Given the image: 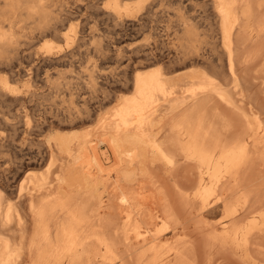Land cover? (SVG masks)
I'll return each mask as SVG.
<instances>
[{
    "label": "bare ground",
    "instance_id": "bare-ground-1",
    "mask_svg": "<svg viewBox=\"0 0 264 264\" xmlns=\"http://www.w3.org/2000/svg\"><path fill=\"white\" fill-rule=\"evenodd\" d=\"M72 1L78 0H0V37H4L0 40V65L6 61L4 55L13 50L11 37L17 39L18 49L45 42L34 56L49 66L88 52L89 47L83 48L100 32V26L93 23L87 28L89 24L81 23L63 31V23L70 16L66 5ZM123 3L114 2L104 11L105 20L123 30L138 27L143 16L156 22L162 19L164 40L159 37L151 45L118 49L110 57L105 49L92 46L103 61L115 64V80L107 81V76L95 71L62 78L59 72L45 70L40 74L35 70L34 79L30 77L20 90L6 74L0 77V98L7 97L20 106V113L24 110L22 102L36 94L35 88H47L54 95L51 106L56 108L49 109L55 123L42 115L32 123L26 120L28 135L36 128L43 140L28 154L24 167L16 168L11 157L0 156V264H197L195 250H190L195 241H191L192 236L187 239L186 235L190 241L181 250L170 248L168 239L163 238L167 231L179 230L182 221L179 225L177 219L181 215L178 217L175 210L185 209L166 206L173 208L174 213L170 212L178 218L164 212L163 193H172L180 206L186 204L184 214L204 225L210 209L216 204L225 207L242 193L243 182L252 170L245 167L248 150L251 146L259 148L264 135L256 104L246 94L245 74L242 77L244 66V70L248 66L245 62L249 64L245 53L255 50L248 48L259 43L264 47V0H203L199 7L183 5V0ZM157 4L162 8L154 9ZM254 54L246 56L252 61ZM117 87L129 94L113 98L110 95L118 91ZM112 102L115 105L110 110L101 112ZM230 115L231 124L236 120L242 124L234 123L242 130L235 135L239 130L234 129L233 138L222 124L229 125ZM3 116L0 113V124L9 126ZM217 116H226L228 122L222 118L219 127L229 139L224 132V136L217 133L218 120H212ZM88 123L94 125L89 126L92 130L77 131ZM7 136L0 140V152L16 137ZM28 167L40 171L30 175ZM155 169L157 175L161 170L164 176L178 173L179 177L173 175L178 178L175 180H183L174 181L173 191H165L172 184L165 185L167 179L161 188L160 183L154 184ZM151 174L155 176L153 183L149 180L154 184L152 191L146 189ZM142 177L144 182L148 177L145 184L139 181ZM154 188L161 193L154 195ZM169 195L166 200L172 203L174 198ZM234 211L235 207L225 212L222 223L214 225L215 232L206 231L204 238L216 241L238 264H260L250 238L256 226L243 227L235 222L233 227ZM258 229L264 232V219ZM201 264L212 263L205 260Z\"/></svg>",
    "mask_w": 264,
    "mask_h": 264
},
{
    "label": "rangeland",
    "instance_id": "rangeland-1",
    "mask_svg": "<svg viewBox=\"0 0 264 264\" xmlns=\"http://www.w3.org/2000/svg\"><path fill=\"white\" fill-rule=\"evenodd\" d=\"M81 1H83V2H81ZM119 1H121V3L122 2H124L123 4H134V2H136L137 0H119ZM118 0L116 1V0H78V1H76V2H74V1H72V2H70V3H68L67 5H66V9L68 10V12H69V14H70V16H68V21H65L64 23H66V24H64L63 23V26L64 27H62L63 28V31H65V32H67V31H69L72 27L71 26H78V25H80L81 23H85V24H89L88 26H87V28L88 27H90V26H92V24L93 23H99L98 24V27H99V31L100 32H98V34L97 33H95L96 35H94L93 37H92V39H91V41L93 42H91L90 44L87 42V44H86V47H84L83 48V50H85V49H88V47H89V51L88 52H83L82 51V53L80 54V53H78V54H74V55H71L70 57H68V59H67V57L62 61V63L60 62V63H52L50 66L47 64V63H45V62H42L41 61V58H39L38 56L37 57H35L34 55H35V52L36 51H38V49H39V47H41V45L43 46L44 44H45V42H40V43H35L34 45H27V46H22V48H20V49H18L17 48V46H16V38L15 37H11L10 39H9V45L10 46H12V47H10V49H13L10 53H8V54H5L4 55V57L6 58V61L4 62V64L3 65H0V77H3V76H5V74H6V76H9L10 77V81H11V83L13 84V86L15 87V88H19L20 90H23V88H22V86H23V84L26 82V81H29V79H30V77H31V79H34V74L36 73V71L35 70H38V72L41 74V72L43 71H45V70H48V71H55V72H59V74L61 75V77L62 78H71V77H77V76H80V75H85V74H87L88 72H90V71H95V72H98L97 74H99V75H105V77L107 76V81H110V78L111 79H116V76H115V74H118V71L116 70V66H115V64L111 61H109V60H102L101 59V57L99 56V54H97V53H95L94 52V50H93V48H92V46H94V47H99V48H101V50H104L105 49V51H104V53L108 56V57H110L112 54H113V51H115V50H129V49H132L133 47H135V46H138V45H151V44H153L155 41H157V40H159V37H160V39L161 40H164V37H163V34H164V32H163V30H164V27H163V22L162 23H160L161 21H162V19L160 20H157V22L154 20V19H147L145 16H143V18H142V21H141V24L140 25H138V27L136 26V27H134V28H132V29H130V28H124L123 30L121 29V28H119V27H113L111 24H110V22L109 21H107V20H105V17H103V12L104 11H106V10H109L110 9V6L111 5H113V3L114 2H118L119 4H121L120 2H119ZM131 1V2H130ZM192 1V2H191ZM196 1L197 0H187V2L185 1V0H183V5H188V6H197V7H199V6H201L202 5V1L203 0H198L197 1V3H196ZM81 2V3H80ZM188 2H190V4H188ZM96 4H98V5H96ZM159 4H157V6H158ZM77 6V7H76ZM91 6V7H90ZM94 6V7H93ZM156 6V7H157ZM161 6V4L157 7V8H154V9H161L162 8V6ZM68 7V8H67ZM73 7V8H72ZM90 7V8H89ZM95 10V11H94ZM71 11H72V13H71ZM75 11V12H74ZM79 13H78V12ZM90 11L91 12H93V13H90ZM89 12V13H88ZM102 12V13H101ZM82 13V14H81ZM90 14V15H89ZM96 14V15H95ZM98 14V15H97ZM161 14H159V16H160ZM85 16V17H84ZM96 16V17H95ZM93 17V18H92ZM70 18V19H69ZM104 18V19H103ZM96 19V20H95ZM90 21V22H89ZM98 21V22H97ZM147 21V22H146ZM88 22V23H87ZM107 22V23H106ZM146 22V23H145ZM149 22H150V24H149ZM104 23V24H103ZM146 24V25H145ZM103 25V26H102ZM105 25V26H104ZM144 27V28H143ZM152 27V28H151ZM66 28V29H65ZM120 29V30H119ZM126 29V30H125ZM101 33H102V35H101ZM18 34H19V32H18ZM101 35L100 37L98 36V35ZM104 34V35H103ZM18 36V35H17ZM96 37V38H95ZM3 38L4 37H0V40H2L3 41ZM18 38V37H17ZM94 38V39H93ZM100 38H102V39H100ZM102 43H100L99 45L97 44V43H99L98 42V40ZM95 40V41H94ZM89 41V40H88ZM121 41V42H120ZM97 42V43H96ZM107 42H110V44L109 43H107ZM106 43L108 44V45H106ZM89 44V45H88ZM263 44H264V42H263ZM90 45H91V47H90ZM106 45V46H105ZM54 46H56V45H54ZM103 46V47H102ZM110 46V47H109ZM264 46V45H263ZM111 47H112V49H111ZM119 47V48H118ZM259 47H262V44L261 43H259L258 44V47L257 46H252L251 48H248V49H250V50H253V49H255V50H253V52L255 51V54L252 52V54H254L253 56H254V59H253V57H252V61H250V59L251 58H249V57H247V56H252V54H251V52L249 53L248 51H246L247 53H245V61H248L249 62V64H247V62H245V64L246 65H251L250 67H246V70H244L245 69V66H244V69H243V73H242V77L244 76V74H245V78L243 77V79H244V81L246 80V84L248 83V85H247V90H246V94L249 96V99L253 102V105L254 104H256V105H254V107L258 110V112H259V116H260V119H261V121H262V124H263V126H264V82H262L263 80H264V72H262V70H260V68L262 69L263 67L261 66L262 65V62H264V54H263V51L264 50H262V48L264 49V47H262L261 49H260V51L262 52V54H260L259 53ZM30 48V49H29ZM35 48V49H34ZM90 48H92L91 49V51H90ZM116 48V49H115ZM25 49V50H24ZM247 49V50H248ZM256 49L258 50V52L256 51ZM15 50H17V51H15ZM112 50V51H111ZM249 50V51H250ZM29 51V52H28ZM90 52V53H89ZM27 53V54H26ZM251 54V55H249V54ZM16 54V55H15ZM259 54V55H258ZM22 55V56H21ZM26 55V56H25ZM247 55V56H246ZM255 55H257V56H259V57H256ZM11 57V58H10ZM18 57V58H17ZM30 60H29V59ZM70 58V59H69ZM258 58H261V60L262 61H260V59H258ZM16 59V60H15ZM33 59V60H32ZM247 59V60H246ZM256 59V60H255ZM257 59H258V61H260V62H258L257 61ZM67 60V61H66ZM256 62H255V61ZM26 61V62H25ZM72 61V62H71ZM109 61V62H108ZM254 61V62H253ZM65 62H67V63H65ZM69 62V63H68ZM250 62H252V63H250ZM43 63V64H42ZM44 63H45V65H44ZM72 63V64H71ZM65 64V65H64ZM68 64V65H67ZM255 64V65H254ZM259 64V65H258ZM264 64V63H263ZM56 66V67H55ZM59 66V67H58ZM61 66H62V68H61ZM69 66V67H68ZM5 67V68H4ZM39 67V68H38ZM45 67H47V68H45ZM36 68V69H35ZM38 68V69H37ZM50 68V69H49ZM60 68V69H59ZM249 68V69H248ZM7 69V70H6ZM57 69V70H56ZM60 71H59V70ZM62 70V71H61ZM246 71V72H245ZM255 71V72H254ZM263 71H264V68H263ZM22 72V73H21ZM8 73V74H7ZM25 73V74H24ZM34 73V74H33ZM260 73V74H259ZM72 74V75H71ZM263 74V75H262ZM20 75V76H19ZM71 75V76H70ZM25 76V77H24ZM67 76H69V77H67ZM113 76V77H112ZM11 77H13V78H11ZM104 77V78H105ZM23 78V79H22ZM103 78V77H102ZM103 78V79H104ZM109 79V80H108ZM256 80V81H255ZM261 80V81H260ZM113 81V80H112ZM261 83V84H260ZM34 84V83H33ZM115 89H117L118 90V87L117 88H115ZM122 90V88H120L117 92L115 91V90H113V92H114V94L113 95H110V96H112L113 98H115L116 96V98H119V97H122V96H124V94H129V93H124V91H121ZM35 91H36V94L34 95L35 96V98H34V100H33V97L34 96H32L31 98L29 97V98H26V99H24V101L22 102V104H23V106H24V110H23V114L22 113H20V111H21V109H20V106H18L17 104H15V103H13V102H11V100L9 99V98H7V97H3V98H0V113H2V115H5V117L3 116V118H5V119H7L8 121V124H10L9 126H4V125H1L0 124V140H4L5 138H6V136L8 135H10V138H11V135L13 136V137H15V138H13V141L11 142V139H10V144H8L7 145V147H5V148H3V149H1L2 151L0 152V156L2 157V158H12V160H13V162H15V167L16 168H19V166H23V163H24V165H26L27 164V160L26 159H28V154H30L31 152H33V151H35L38 147H39V141H41V140H43V137L41 136L40 137V135H38V133L36 132V130H34V129H36V128H33V129H31L32 131L31 132H34V134H32L31 133V135H28V133H27V128H26V120H29L30 122L33 120V122H35V120H37V119H39V117H41V115L42 116H45V118L47 117V120L48 121H50V119H52L51 120V122H54L55 123V121H56V119L54 118V115L53 114H50V112L51 113H53L51 110H49L50 109V107H52L51 105H53L54 106V103H53V101H54V95H51V93L50 92H48V89L46 88H42V90L40 89V88H35ZM47 92V93H46ZM119 92H121V93H119ZM42 93V95H40ZM123 93V95H121ZM118 94L120 95V96H118ZM45 95V96H44ZM48 95V96H47ZM37 98V99H36ZM38 98H40V99H38ZM7 99V100H6ZM30 99H31V101H30ZM5 100V101H4ZM10 101V102H9ZM33 101V102H32ZM50 101V102H49ZM4 102V103H3ZM7 102H8V104H7ZM35 102V103H34ZM2 103H3V105L5 106V108H4V106L2 105ZM11 103H12V105H11ZM29 103V104H28ZM35 105H34V104ZM29 106H28V105ZM114 104V102H112L111 104L109 103L108 105L106 104L105 106H104V108H102V110H101V112H107L106 110H110V107L112 106ZM2 105V106H1ZM34 105V106H33ZM37 105V106H36ZM39 105V106H38ZM49 105V106H48ZM115 105V104H114ZM113 105V106H114ZM47 106H48V108H47ZM112 106V107H113ZM12 107V108H11ZM19 108V110H17V109H15V108ZM28 107V108H27ZM111 107V108H112ZM7 108V109H6ZM57 108H61V106H57ZM106 108V109H105ZM4 109V110H3ZM35 109V110H34ZM51 109H56L55 107H52ZM104 109V110H103ZM10 110V111H9ZM13 110V111H12ZM16 110V111H15ZM33 110H34V112H33ZM47 110H48V112H47ZM11 112V114L9 113V112ZM32 111V112H31ZM38 113H37V112ZM41 111V112H40ZM46 111V112H45ZM4 113V114H3ZM9 113V114H8ZM32 113V114H31ZM35 113V114H34ZM30 114V115H29ZM33 114L35 115V116H33ZM47 114V115H46ZM99 114H101V113H99ZM103 114V113H102ZM17 115V116H16ZM40 115V116H39ZM11 116V117H10ZM15 116V117H14ZM20 118H19V117ZM31 116V117H30ZM6 117H9V119L8 118H6ZM33 117V118H32ZM218 117V118H217ZM217 117H213L212 118V120L214 119V120H218L217 122L216 121H214V123H215V125H216V127H217V124H218V127L220 126L219 124H220V121H221V119L223 118L224 120H222V122L224 121H226L227 120V118H225L224 116L223 117H221V119H219V117L220 116H217ZM262 117V118H261ZM31 118V119H30ZM217 118V119H216ZM231 118V115L229 116V122L228 121H226V123L228 122V126H227V124H225V123H222L223 124V127H225V131L228 133H230V137L234 134V131L237 129V130H239V131H236L235 132V135H238L239 133H241V127L239 128H237L236 126H241L242 124H240V123H238L237 124V122H236V126L234 125V123L235 122H232L233 124H231V120H232V118ZM234 119H235V117H233ZM35 119V120H34ZM226 119V120H225ZM234 119H233V121H234ZM14 120V121H13ZM53 120H55V121H53ZM11 121V122H10ZM18 122H20V123H18ZM17 125H16V124ZM23 123V124H22ZM32 123V122H31ZM93 124H94V122H92ZM92 123H88V124H86V125H84V127H81V128H79L77 131L78 132H84V131H90V130H92V129H90L91 127H94V125L92 124ZM19 124V125H18ZM89 124H91V125H89ZM240 124V125H239ZM17 127H16V126ZM34 125V124H33ZM225 125V126H224ZM231 125H234L232 128H231ZM13 126V127H12ZM89 126H91V127H89ZM226 126H227V128H226ZM12 127V128H11ZM21 127H23V129L21 128ZM32 127V126H31ZM220 127H222V125L220 126ZM220 127L219 128H217L218 130H217V133H220V132H222V134H221V136H224L223 135V132L224 131H222L221 129H220ZM234 127H236V128H234ZM14 128V129H13ZM83 128V130H81ZM17 129V130H16ZM87 129V130H86ZM235 129V130H234ZM241 129V130H240ZM224 130V129H223ZM230 130V131H229ZM233 130V131H232ZM15 131V132H14ZM12 132H14V134H12ZM52 132H56L55 130L54 131H52ZM226 132H224V134L226 135V136H224V137H226V138H228L229 137V135L226 133ZM239 132V133H238ZM22 133V134H21ZM238 133V134H237ZM234 135V137H236ZM7 136V137H8ZM37 136V137H36ZM232 138H233V136H232ZM232 138H230V139H232ZM229 139V138H228ZM19 141V142H18ZM32 141V142H31ZM16 143L18 144V145H16ZM21 143V144H20ZM21 145V147H20V145ZM27 144H28V146H27ZM34 144V145H33ZM13 146V148H12V146ZM27 146V147H26ZM28 147H30V148H28ZM7 148V149H6ZM19 148V149H18ZM33 148H35V149H33ZM8 149H10V150H8ZM12 149V150H11ZM250 150H248V153H249V156H248V161H247V165H245V167L248 169H252L251 171H250V173H251V176L249 177L246 173H245V175H247L246 176V178H247V180L248 181H250L249 180V178H251V182H248V181H246V178H245V176H244V178H245V181L243 182L244 183V188L242 187V189H241V195H243V196H237L236 198L235 197H233L234 199H235V201H234V199L232 198V199H230V200H232V203H231V201L229 200L228 201V205H226L225 207L228 209V211H230V208L232 209L233 207H235V213L233 214L234 215V218H235V220L233 221L232 220V222H236V223H238V226L241 224L243 227H248L249 225H251V224H253V225H255L256 227L253 229V231H251V239H252V248L254 249V254H255V257H256V259L258 260L259 259V263L260 264H264V232H259L258 230V228L261 226V223H262V221H263V219H264V161L262 160V158H263V156H262V158H261V155H263V153H264V135L261 137V139H260V147L258 148H254V147H252L251 146V148H249ZM258 149V150H257ZM6 150H8V151H10V152H6ZM5 151V152H4ZM12 151H13V153H12ZM14 152H15V154H14ZM263 152V153H262ZM4 153V154H3ZM23 153V154H22ZM2 154V155H1ZM27 155V156H26ZM10 158V159H11ZM22 158V159H21ZM264 159V158H263ZM14 160H18L17 162L16 161H14ZM250 161V162H249ZM258 161V162H257ZM249 162V163H248ZM16 163H18V164H16ZM22 163V164H21ZM252 164V165H251ZM17 165V166H16ZM250 165V166H249ZM248 166V167H247ZM258 166V167H257ZM24 167V166H23ZM29 169H28V171H30L29 172V174L31 175V174H34V173H37L38 171H40V169H38L37 167H33V168H31V167H28ZM246 168H244L245 170H246ZM35 170H38V171H36V172H34ZM156 170V174H155V172H154V174L156 175V180L154 179V177L155 176H153L154 174H151L152 175V180H151V176H149L150 178L148 179V183L146 182L147 181V178H146V180H145V182H146V185L147 184H149V185H147V187H146V189H151L150 191H152V189H153V186H154V184H155V182L157 183L158 182V184L160 183V185H158V184H156V185H158L160 188H161V186L163 185L164 186V180H168L166 183H165V185L167 184V185H169V182L172 184V186L171 185H169V186H171V188H168V186H167V188L168 189H165L164 187V189H165V191L166 190H171V191H173L172 189H173V183H174V181H175V183L177 182V181H179V182H181L182 180L181 179H179V180H175V179H178V178H174V176L173 175H176L177 174V177H179L180 175L178 174V173H174V174H172V175H163V172H162V170H161V172H160V174H158L159 176H161V177H159L158 175H157V169H155ZM248 172H249V170H247ZM247 171H245V172H247ZM158 172V173H159ZM247 172V173H248ZM243 174H244V172H243ZM157 176H158V178L160 179L161 178V182H159L160 180L157 178ZM169 177V179H168V177ZM172 176H173V178H172ZM166 177V178H165ZM181 177H183L182 176V174H181ZM141 180H143V183L145 184V182H144V177H142L141 179H139V181H141ZM153 183V180H155L154 181V184H152L150 181ZM181 180V181H180ZM244 180V179H243ZM253 180V181H252ZM151 184H150V183ZM247 183V185H246V183ZM175 183H174V185H175ZM251 183V184H250ZM262 183V184H261ZM178 184V183H177ZM249 184V185H248ZM145 185V186H146ZM151 185H153L152 187H151ZM179 185H180V183H179ZM150 186V187H149ZM246 186V187H245ZM149 187V188H148ZM166 187V186H165ZM157 188V187H156ZM159 188V189H160ZM162 188V191L164 190ZM158 189V188H157ZM231 190H233L232 188H230ZM230 189H229V191H230ZM169 190V191H170ZM157 192V193H155L154 195H159V193H161V192H159V191H161V190H158V191H156V189L154 188V190H153V192ZM234 191H235V189H234ZM244 191V192H243ZM153 192H148L149 194H151V193H153ZM233 192V191H232ZM169 193V192H168ZM167 192L166 193H163V195L166 197H164V196H161V197H159V198H161V199H163L162 197H164L165 198V200L163 201V200H161V201H163L165 204V207H164V209H163V211L165 210V211H169V213H171V214H173L174 212H173V210L175 209V208H183V207H185V209L184 210H186L185 212H187V206H186V204H185V206L184 205H181L180 206V204H181V202H180V204H179V201L177 202V199H175L173 196H172V193L170 194L171 195V197H172V201L174 202H172L171 203V198L169 199L170 201H167L166 199H168V196H166V195H169ZM247 195H246V194ZM256 194V195H255ZM169 195V196H170ZM239 197L241 198L240 200H239ZM239 200V201H238ZM177 202V203H176ZM244 202H245V204H244ZM257 203V204H256ZM177 204H178V206H177ZM183 204V203H182ZM233 204V205H232ZM252 204V205H251ZM163 205V204H162ZM163 205V206H164ZM229 205H231V206H229ZM242 205V206H241ZM169 207V206H175L174 207V209L172 210V209H170L169 208V210H168V208L167 207ZM225 207L224 206H222V204H216V207H213L212 209H210L209 211V213L207 214V215H205L206 217H204L205 218V222H207L206 224L207 225H209V227L205 224H203L202 222V224L201 223H199V222H197L196 220H192V218L191 217H189V216H187V214L188 213H185L184 214V210L182 209H178V211H182V213H181V211H180V213H178V211H176L175 210V212H177V215H179L178 217H180V215H181V217L179 218V219H177V223L180 225V221H182V227L181 226H178V227H180V228H178L179 230L178 231H167V233L164 235V240L165 239H168V241H167V243H169L168 245H169V247L170 248H173V249H179V250H181L182 248H186V246H185V244L187 243V241H190V240H187L188 238H192L191 239V241L193 240H195L194 242H193V246H191L193 249H190V250H195V251H193L194 252V254L197 256V258H196V256L194 255V259L196 260L195 262L197 263V264H201V263H203L205 260L207 261V260H209V261H211V263L212 264H236L237 263V261L234 259V258H232V256L229 254V253H227V252H224L222 249H220L219 247V244L216 242V241H213L212 240V242L210 241H208V239L206 240V238H204V237H207V235H206V231H212L213 233L215 232V230L217 229V226L219 225V222L220 223H222L221 221H222V219H223V216H224V214H225V212H228L226 209H225ZM230 207V208H229ZM187 208V209H186ZM167 209V210H166ZM263 209V210H262ZM164 211V212H165ZM170 211H172V212H170ZM258 211H260V212H258ZM258 212V213H257ZM244 213V214H243ZM176 214V213H175ZM176 215V216H177ZM184 215H185V217H184ZM261 215V216H260ZM173 216H174V214H173ZM255 216V217H254ZM257 216H260V217H257ZM175 217V216H174ZM178 217H175V218H178ZM184 217V218H183ZM189 217V218H188ZM252 217H253V219H252ZM191 218V219H190ZM222 218V219H221ZM246 218V219H245ZM181 219V220H180ZM183 219H184V221H183ZM252 219V220H251ZM238 220L240 221V223L238 222ZM250 220V221H249ZM256 220V221H255ZM195 221V222H194ZM204 221V220H203ZM224 221V220H223ZM190 224H189V223ZM229 222V221H228ZM253 222V223H252ZM212 223V224H211ZM217 223H218V225H217ZM233 223V227H236L237 226V224L235 223L234 224ZM196 224H198V225H196ZM188 225H189V227H188ZM214 225H217V226H214ZM234 225H236V226H234ZM240 225V226H241ZM248 225V226H247ZM197 226V227H196ZM206 228H204V227ZM187 227V228H186ZM207 227H208V230H207ZM213 227V228H212ZM202 228V229H201ZM210 228V229H209ZM214 229V230H213ZM191 230V231H190ZM205 231V232H204ZM262 231H264V230H262ZM174 232H176V233H174ZM189 233V234H188ZM177 234V235H176ZM263 234V235H262ZM186 235L188 236V237H186ZM254 237H253V236ZM190 236V237H189ZM192 236V237H191ZM187 239H186V238ZM258 237V238H257ZM206 240V241H205ZM184 241H186V242H184ZM181 242V243H180ZM183 243V244H182ZM211 243H213V244H211ZM183 245H184V247H183ZM211 245V246H210ZM216 245V246H215ZM176 246V247H175ZM180 247V248H179ZM189 247H190V245H189ZM196 247V248H195ZM214 247V248H213ZM211 249V250H210ZM257 251H256V250ZM207 250V252H205ZM213 250V251H212ZM209 254V255H208ZM214 254V255H213ZM259 257V258H258ZM262 257V258H261ZM229 258V259H228ZM198 259V260H197ZM223 261V262H222ZM225 261H226V263H225ZM214 262V263H213ZM238 264V263H237Z\"/></svg>",
    "mask_w": 264,
    "mask_h": 264
}]
</instances>
